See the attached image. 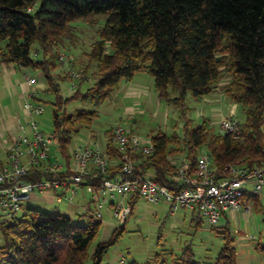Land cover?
Segmentation results:
<instances>
[{"label": "trees", "instance_id": "obj_1", "mask_svg": "<svg viewBox=\"0 0 264 264\" xmlns=\"http://www.w3.org/2000/svg\"><path fill=\"white\" fill-rule=\"evenodd\" d=\"M100 14L106 15V22L99 29V40L86 52L89 62L81 70L79 88L64 98L60 82L71 77L56 72L59 51L55 48L74 33L73 22ZM0 60L42 72L46 91L56 95L53 130L67 162L73 137L92 125L98 107L122 80H131L138 72L153 75L158 98L186 118L182 136L158 131L151 135L154 153L132 156L139 174L152 169L154 178L174 192L179 186L170 177L175 168L169 155L184 150L193 167L198 148L205 143L219 177L229 175L231 163L264 162V0H0ZM91 62L96 63L95 80L83 90ZM223 69L231 75L226 93L241 105L243 139L211 134L207 119L194 123L187 117L188 96L199 99L210 94ZM73 100L89 107L68 112L66 105ZM255 199L264 221L261 196ZM138 201L133 200L132 212ZM192 218L197 228L202 226L198 214ZM101 226L97 218L80 223L60 212L27 207L0 225V264H102L126 225L120 224L108 240L94 244ZM222 237L224 243L211 264H239L229 229ZM258 249L264 256V243ZM156 258L155 263L125 264H201L190 245L169 260L160 254Z\"/></svg>", "mask_w": 264, "mask_h": 264}, {"label": "built area", "instance_id": "obj_2", "mask_svg": "<svg viewBox=\"0 0 264 264\" xmlns=\"http://www.w3.org/2000/svg\"><path fill=\"white\" fill-rule=\"evenodd\" d=\"M59 57L66 59L63 53ZM81 78V73H71L72 91L79 88ZM28 82L36 84L37 78L28 77ZM37 94L32 90L24 103L30 116L29 131L16 135L6 145L7 158L0 159V225L14 220L25 201L38 200L37 194L58 205L71 203L76 190L85 187L94 195L93 216L100 220L108 208L119 224L124 223L132 213L133 200L139 198L151 204L167 203L172 212L189 208L208 226L224 228L223 221L229 216L252 213L255 197L264 193V162L251 166L231 163L229 175L219 177L206 143L198 148L193 167L182 154L169 155L175 168L170 177L179 186L173 192L154 178V172H137L132 156L150 155L155 145L151 136H142L121 123L109 130L108 140L115 152L101 151L95 141L77 144L69 162L53 160L51 146L60 147V143L54 130L41 129L34 118L44 112L42 102L32 100ZM218 132L243 139L241 120L231 112L221 119Z\"/></svg>", "mask_w": 264, "mask_h": 264}, {"label": "rangeland", "instance_id": "obj_3", "mask_svg": "<svg viewBox=\"0 0 264 264\" xmlns=\"http://www.w3.org/2000/svg\"><path fill=\"white\" fill-rule=\"evenodd\" d=\"M106 22V15L100 14L97 17H91L87 20H81L73 22V32L64 39L60 45L55 49L59 51L57 64L59 65L56 72L67 73L71 77L73 71L83 74L81 70H84L89 60L86 56V52L90 50L92 45L99 40V29L104 26ZM4 45V44H2ZM108 51L111 50L110 42H107ZM37 45L33 48V54L36 55ZM63 53L65 60H60V54ZM40 56V55H38ZM96 63H90V71L85 78V82L82 85V89L85 90L95 80L94 71ZM221 73L220 78L214 84L213 91L210 94L196 99L191 95L188 96V105L190 107L187 112V117L193 119L194 123H200L202 120L207 119L208 130L211 134H218L219 123L227 113L231 112L238 117L241 121L244 120V116L241 110V105L234 101L228 93H226V86L231 80L230 73ZM138 74V73H137ZM69 77V78H70ZM141 80L147 84L142 88L146 93H143L139 100V103H135L131 98L124 97L123 90L121 93H115L105 100L98 107V116L92 122V129L97 133V137L100 139L106 137L107 131L114 125L121 123L128 127H132L140 135L148 137L158 131H165L169 134L176 133L178 135L184 134V117L181 116V110L174 105H169L164 100H160L155 96V90L153 88L154 77L147 72H141L136 76V80ZM81 81V80H80ZM79 81V82H80ZM89 81L90 83H88ZM127 82L126 79L122 80L120 88ZM137 83V82H136ZM72 84L71 79H65L60 82L61 93L64 98H67L73 94L74 91L70 89ZM42 90V91H41ZM40 92L42 94H40ZM41 96V97H40ZM38 97L42 101L44 106V112L36 115L34 118L39 123L41 129L50 131L54 128L53 124V101L56 100V95L51 91H44L39 89ZM37 97V98H38ZM35 102V98H32ZM159 100V102H158ZM207 101V102H206ZM77 107H89L88 104L81 102L80 100H73L67 103L66 108L68 112H73ZM132 107V108H129ZM131 109V110H130ZM80 131L75 135V138L68 146L69 151L78 142V138L82 137ZM78 135V138L76 137ZM54 155L59 160L63 161L60 150H57L56 146H53ZM182 154V157H186L184 150H178L171 155ZM179 156V155H177ZM55 157V158H56ZM252 188V185H250ZM85 189H79V192ZM262 203L264 204V193L261 195ZM255 208L252 213L247 215L243 212H237L233 216H229L223 221V225L229 229L231 237L234 239V245L236 246L239 264H264L263 252L258 249L259 243H264V221L263 213L261 209ZM27 207L41 208L47 211H63L65 206H47L40 207L30 202H24L19 209V215H21ZM157 209L158 213L155 214L153 209ZM183 211H179L178 217L183 215ZM167 207L164 202L158 204L147 203L143 199L139 200L135 205L134 211L129 215L125 221L126 230L118 239L117 243L110 248L108 253L104 256L102 264H109V257L115 252L122 253L124 256L123 261L121 258L116 264L126 261L129 263L133 260L143 261L145 259V252L149 253L156 249L161 250L167 248L173 250L176 254L182 252V250L190 245L195 252L196 258L201 261V264H211L215 255L220 250L224 243L222 234L228 233L226 227H210L205 223L202 226H195V222L190 217L183 218L180 221L177 220V216L167 215ZM93 215L82 217L80 223H87ZM106 223H112L114 225H120L111 215L109 211L104 208L102 225ZM220 230L221 235L217 232ZM104 230L101 227L100 233L96 239V242L101 240H107L104 234ZM3 243V236L0 230V244ZM173 252H161L163 258L169 260ZM116 256V254H115ZM263 259V262H262Z\"/></svg>", "mask_w": 264, "mask_h": 264}, {"label": "crops", "instance_id": "obj_4", "mask_svg": "<svg viewBox=\"0 0 264 264\" xmlns=\"http://www.w3.org/2000/svg\"><path fill=\"white\" fill-rule=\"evenodd\" d=\"M58 73H60V71ZM138 74H141V72H138ZM138 74L136 73L133 79L127 80V82L123 84V87L121 88L119 87L118 91L116 90L117 93H121L122 92L121 89H122L124 93V97L131 98L135 103H139L141 96H143L142 94L146 93L145 90L142 88L147 84L146 82L141 81L139 79L136 80V76ZM28 77H36L37 83L33 85L29 84ZM87 82L90 83L89 81ZM47 87H48L47 82L43 78L42 72H40L39 70L33 71L29 68L18 66L15 63H5L4 61L0 60V159L7 158L6 145H8V143H10L16 137V135H19L22 132L29 131L28 120L30 116L27 114L24 108V103H25V100L28 98L30 92L34 89L36 90L37 93H39V89H43L44 91H46ZM153 88H154V84H153ZM40 94L42 93L40 92ZM155 96L158 98L156 91H155ZM37 97H38V94L34 98H37ZM203 97H205V95ZM129 108H132V107H129ZM82 130H85V131L81 132L82 137L78 138V135L76 136L78 138L77 139L78 142L74 145V147L77 144L92 143L96 141L97 142L96 145L101 151H110L109 146H108L109 145L108 135H109L110 129L105 134L106 137L104 139L101 137L99 139L97 137V133L94 132V130L92 129V126L85 127ZM73 138H75V136ZM53 146H56L57 150H60V147L58 144L52 145L51 150H50L51 158L53 160L61 161L59 160V158L56 157V155H54ZM72 149L69 152H71ZM110 152H113V151H110ZM62 158H63V161L66 160L63 155H62ZM23 159L25 162H27L28 160L27 157H24ZM148 171L154 172L152 169ZM82 188L85 189L82 192H79V189L81 188H78V190H76L73 196V201L71 203L64 202V203L58 204V205L65 206L63 209L64 212L62 211H58V212L66 214L72 217L73 220L78 221V222H80L79 220L82 217L93 215V210L95 206L94 205L95 204L94 195L87 188L85 187H82ZM37 195L39 196L38 200L35 199L32 201H27V202L36 204L37 207L38 206L40 207L58 206L51 199L50 200L49 198L44 199V197L41 194H37ZM165 206L167 207L166 216L167 215H171L173 217L177 216L176 219L179 221L183 218L185 219L187 217H190L193 223L192 217H193L194 212L191 209L181 208L177 210L176 212H172L169 204L165 203ZM105 209L111 213V210H109L108 208H105ZM179 211H183L182 212L183 215H180L178 217L177 214L179 213ZM153 212H155V214L158 213L156 208L153 209ZM102 221L103 219L101 220V222ZM118 226L119 225H114L112 223H106V224H103L101 227L103 228L105 232L104 234L110 238L114 230ZM101 241H106V240H101ZM161 252H164V254H167V252H173V250L162 248V251L156 249L149 253L145 252L144 253L145 259L139 262L155 263L157 261L156 257L158 254H160L161 258H163L162 257L163 254ZM115 254L113 253L112 257L111 256L109 257L110 258L109 264H116V262H119V259L122 256H124L122 253H119V252H115ZM125 258H126V261L124 263H126L128 260L127 257ZM262 262H263V259H262Z\"/></svg>", "mask_w": 264, "mask_h": 264}]
</instances>
